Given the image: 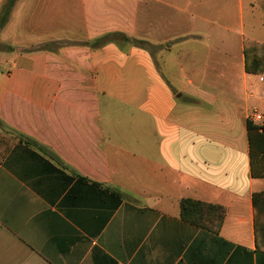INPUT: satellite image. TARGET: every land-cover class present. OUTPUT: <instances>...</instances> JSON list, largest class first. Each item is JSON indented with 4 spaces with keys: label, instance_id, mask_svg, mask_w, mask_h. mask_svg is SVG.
Segmentation results:
<instances>
[{
    "label": "crops",
    "instance_id": "0c3cea01",
    "mask_svg": "<svg viewBox=\"0 0 264 264\" xmlns=\"http://www.w3.org/2000/svg\"><path fill=\"white\" fill-rule=\"evenodd\" d=\"M5 26L0 264H264V72L245 67L264 0H19ZM110 34L160 57L91 47ZM184 199L222 206L219 230Z\"/></svg>",
    "mask_w": 264,
    "mask_h": 264
},
{
    "label": "trees",
    "instance_id": "16d2710c",
    "mask_svg": "<svg viewBox=\"0 0 264 264\" xmlns=\"http://www.w3.org/2000/svg\"><path fill=\"white\" fill-rule=\"evenodd\" d=\"M17 1L19 0H5L0 11V28H3L8 23ZM112 41H118L130 45H142V47L150 48L147 41L133 40L124 34L105 35L91 42V47H100ZM245 67L246 72L249 74L258 75L264 72V47L261 43L248 39L245 41ZM247 131L252 176L254 178H263L264 124L263 126H260L252 120H249L247 123ZM20 140L25 141L27 144L38 146L36 142L23 136L20 137ZM181 215L186 222L192 225L203 228L212 227L219 230L225 217V209L222 206L184 199L181 201ZM258 224L259 222L257 220V229Z\"/></svg>",
    "mask_w": 264,
    "mask_h": 264
},
{
    "label": "rangeland",
    "instance_id": "374dc122",
    "mask_svg": "<svg viewBox=\"0 0 264 264\" xmlns=\"http://www.w3.org/2000/svg\"><path fill=\"white\" fill-rule=\"evenodd\" d=\"M6 26H4L3 28H0V52H4V51H9L12 49V46H10V44L8 42H6V31H5ZM140 41V40H138ZM143 41V40H141ZM57 46H59V44L57 43H50V45L48 44L47 46H41L43 48L46 49H50V50H54L55 48H57ZM166 48L169 49V43L167 44ZM160 47H155V46H151L150 51L152 52L153 56L155 57L156 60L159 59L160 57ZM254 116L257 114H253ZM252 116V117H254ZM251 117V118H252ZM19 136L14 133V139L16 140Z\"/></svg>",
    "mask_w": 264,
    "mask_h": 264
},
{
    "label": "built area",
    "instance_id": "2783aa9c",
    "mask_svg": "<svg viewBox=\"0 0 264 264\" xmlns=\"http://www.w3.org/2000/svg\"><path fill=\"white\" fill-rule=\"evenodd\" d=\"M252 121L258 122L260 126H263V124H264V118L259 114L252 117Z\"/></svg>",
    "mask_w": 264,
    "mask_h": 264
}]
</instances>
